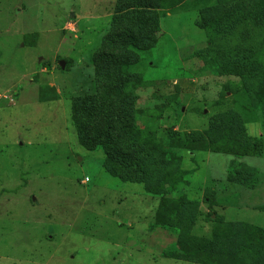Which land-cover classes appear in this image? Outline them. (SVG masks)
Segmentation results:
<instances>
[{"label": "rangeland", "instance_id": "374dc122", "mask_svg": "<svg viewBox=\"0 0 264 264\" xmlns=\"http://www.w3.org/2000/svg\"><path fill=\"white\" fill-rule=\"evenodd\" d=\"M259 1L0 0V264H264L242 248L264 229V23L241 17ZM126 29L144 51L109 46ZM105 53L133 63L138 131L108 142Z\"/></svg>", "mask_w": 264, "mask_h": 264}, {"label": "trees", "instance_id": "16d2710c", "mask_svg": "<svg viewBox=\"0 0 264 264\" xmlns=\"http://www.w3.org/2000/svg\"><path fill=\"white\" fill-rule=\"evenodd\" d=\"M128 1V0H127ZM130 1H136V0H130ZM142 1V0H141ZM171 4V5H170ZM170 4L168 2H164L160 8L164 9L167 8L169 6L173 5L172 0H170ZM237 12H230L227 16L230 19L236 15ZM135 18H139V16L136 14L134 15ZM242 17V21H250L254 24H262L264 23V0H260L258 3H256L254 5L253 8L244 11L241 14ZM218 24L217 21H214L213 26H204V31L211 43V45L214 42V39L216 38L215 36L219 35V31H220V25H216ZM107 42L110 44L109 46H114V47H119V49H123L124 51H132V52H142L144 51L142 49V47L139 45L138 42V32L137 29L136 31H132L131 29H126L124 31V33H122L121 35L117 36V37H112L110 39L107 40ZM142 50V51H141ZM107 54V56H109L108 59H105V57L100 58L99 59V63H101L104 66V71L106 70L107 72H114V80L116 81L115 87H113V89H111V91L113 92V97L114 98H109V96L107 95H102L100 94L99 96H97L96 98H94V103H93V111L94 113H99V105H101L103 102H106L107 104L109 102H113L114 105H116V103L114 101L117 102V100L119 102L117 105V108H120V110H123L124 112H118L121 116L116 118V121L119 122L120 124L118 126L115 127L113 121H112V116L108 115V112H103V117L105 119V124L104 127L100 130H98L97 132H99L100 136H102L103 140L108 142L109 141V137L112 136V132L113 130H116L119 128V131L124 132L126 135H130V134H135L138 133V131L136 130V128L134 127V121L131 118V116L128 113V109H132L133 110V103H134V99L132 97H130L127 94V83L129 81L130 77V72H128L129 69H131V65L133 66V63L130 61V59L128 57H125L123 54H110V53H105ZM118 55V56H117ZM118 72H120V75L117 77ZM128 72V73H127ZM127 81V82H126ZM120 99V100H119ZM109 101V102H108ZM107 113V114H106ZM105 115V116H104ZM156 122V119H155ZM135 132V133H134ZM170 132L167 137H174L175 133H173L172 131H168ZM152 132H150L148 135H151ZM153 136V135H152ZM171 139V138H170ZM159 140L155 139L154 140V148L156 147H160V144H157ZM263 141V138H260L258 140V143H253L249 148H247L244 151L245 155H256L258 154V147L259 145H261ZM174 147V146H171ZM194 146H191L190 148V152L193 154L194 153ZM205 152H208L209 150H204ZM214 152H220L219 148H215ZM231 151H227L226 153H230ZM235 154V153H234ZM237 155V154H235ZM240 156H242V154H240ZM238 155V157H240ZM119 158V154L117 156ZM135 166V164L133 165ZM138 167V165L135 166V170H137L136 168ZM112 177V176H111ZM128 181V180H127ZM206 201V199H204ZM254 233L251 237L250 241H245L242 244V248L246 249V250H258L261 249L263 247V235H264V229L260 228H255L254 227ZM237 232L233 231L232 234H230L229 236L226 237V242L233 243V246L238 242L239 238L237 237ZM216 243H219V241H217L216 239ZM245 244V246H244ZM232 246V247H233ZM234 249V248H233ZM187 252L185 251L184 253H182L181 255L184 256V258L187 259H194L198 256V252L200 250V247H198L197 244L193 243L192 240H190V242L187 244V248H186Z\"/></svg>", "mask_w": 264, "mask_h": 264}, {"label": "water", "instance_id": "95a60500", "mask_svg": "<svg viewBox=\"0 0 264 264\" xmlns=\"http://www.w3.org/2000/svg\"><path fill=\"white\" fill-rule=\"evenodd\" d=\"M60 67H61V69L64 68V63L63 62H60Z\"/></svg>", "mask_w": 264, "mask_h": 264}, {"label": "built area", "instance_id": "2783aa9c", "mask_svg": "<svg viewBox=\"0 0 264 264\" xmlns=\"http://www.w3.org/2000/svg\"><path fill=\"white\" fill-rule=\"evenodd\" d=\"M86 181L88 182V179H86Z\"/></svg>", "mask_w": 264, "mask_h": 264}]
</instances>
